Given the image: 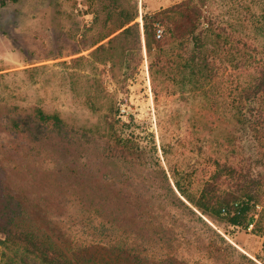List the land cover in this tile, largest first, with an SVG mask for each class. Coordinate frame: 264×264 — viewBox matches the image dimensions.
<instances>
[{
    "label": "rangeland",
    "instance_id": "rangeland-1",
    "mask_svg": "<svg viewBox=\"0 0 264 264\" xmlns=\"http://www.w3.org/2000/svg\"><path fill=\"white\" fill-rule=\"evenodd\" d=\"M182 1L0 0V218L15 209L16 223L47 233L77 264H264L256 223L228 237L237 250L171 205L170 186L186 200L177 181L196 194L217 161L237 159L260 193L252 215L264 227V143L245 142L236 126L237 112L250 105L242 89L255 69L217 50V77L184 85L190 70L176 65L182 45L149 55L144 15ZM230 5L209 0L205 13L226 19ZM122 10L138 12L142 52H97L117 34L99 43L117 29ZM237 27L264 63V30ZM202 29L207 49L216 50V32L206 22ZM165 32L160 27L157 40ZM112 107L143 160L127 161L109 139ZM37 109L58 114L64 130L44 125L42 133L25 134L13 127ZM233 135L239 140L232 144ZM10 194L18 203L9 204ZM0 264L45 263L0 232Z\"/></svg>",
    "mask_w": 264,
    "mask_h": 264
},
{
    "label": "trees",
    "instance_id": "trees-1",
    "mask_svg": "<svg viewBox=\"0 0 264 264\" xmlns=\"http://www.w3.org/2000/svg\"><path fill=\"white\" fill-rule=\"evenodd\" d=\"M208 1L184 0L156 14H145L143 17L144 34L149 55L152 56L155 48L162 50L172 42L182 45L183 53L176 65L179 70H190V77L184 78L182 81L184 85L191 80L195 84L214 80L217 77L218 73L215 67L217 50L228 53L230 62L241 60L242 67L254 68V79L252 78V81L242 89V97L250 105L247 109H240L237 112L236 126L245 134V142L256 141L262 146L264 143V63L260 62L254 50L251 51L254 48L251 49V44L247 39L248 35H241L237 26L242 24L249 27L252 24L258 29L264 30V0H225L230 2L231 12L228 18L222 20L216 18L215 15H206L204 7L207 6ZM253 7L260 11L254 12ZM138 16L137 11L131 13L122 10L120 13L122 21L117 29L105 35L99 43L115 33L117 34L109 39L108 44L100 45L97 52L115 54V52L121 51L128 55L137 51L142 52L143 38L140 24L134 23ZM205 22L209 28H213L216 32L219 41L216 50L207 49L206 35L202 29ZM160 27L166 31L163 40H157V32ZM206 71L208 75L205 73ZM120 116V109L117 107H112L107 113L106 131L108 137L123 152L125 151L124 159L129 162L141 161L144 156L139 150L136 139L132 135H123L124 133L122 134L119 130ZM44 125H50L59 131H63L65 128L64 121L58 114H47L42 109H37L34 114L25 118L19 117L13 121V127L21 129L25 134L31 133L33 130L42 133ZM236 140L239 138L236 139L233 135L232 144ZM234 146L236 145L234 144ZM260 149L258 148V150ZM233 153L236 154V151L233 150ZM252 183L254 181L248 174L243 173V167L237 159L227 158L225 162L219 160L216 162V170L208 180L204 181L198 193L192 195L177 181V188L186 200L178 196L170 186L175 199V201H171V205L176 208L184 207L190 215H194L206 223L221 241L236 248L229 242L228 237L235 239L240 228H249L251 224L256 223L254 231L264 234V227L259 225L260 220L256 218L257 212L255 211L252 215L253 209L256 210L260 204V193ZM10 202L18 203L11 194L9 204ZM10 211L11 214L5 212L6 217H9L7 220L0 218V232H5L10 240L19 243L28 253L38 256L45 264H77L76 260L80 262L76 256L73 259L64 250L59 249L47 233L40 234L27 225L16 223L14 220L16 219L14 215L16 210L10 208ZM204 216L212 223H216L221 231L215 229ZM247 258L249 259V257ZM250 260L255 263L254 260Z\"/></svg>",
    "mask_w": 264,
    "mask_h": 264
},
{
    "label": "built area",
    "instance_id": "built-area-1",
    "mask_svg": "<svg viewBox=\"0 0 264 264\" xmlns=\"http://www.w3.org/2000/svg\"><path fill=\"white\" fill-rule=\"evenodd\" d=\"M161 36V34H159V37Z\"/></svg>",
    "mask_w": 264,
    "mask_h": 264
}]
</instances>
